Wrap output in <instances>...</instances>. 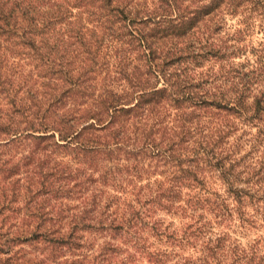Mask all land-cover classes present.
Masks as SVG:
<instances>
[{
  "label": "trees",
  "instance_id": "obj_1",
  "mask_svg": "<svg viewBox=\"0 0 264 264\" xmlns=\"http://www.w3.org/2000/svg\"><path fill=\"white\" fill-rule=\"evenodd\" d=\"M143 259L264 264V0H0V264Z\"/></svg>",
  "mask_w": 264,
  "mask_h": 264
},
{
  "label": "rangeland",
  "instance_id": "obj_2",
  "mask_svg": "<svg viewBox=\"0 0 264 264\" xmlns=\"http://www.w3.org/2000/svg\"><path fill=\"white\" fill-rule=\"evenodd\" d=\"M3 186L5 187V188H7L8 186H7V184L6 183H4L3 184ZM11 219H8L7 220V222H4V224L5 225H8V222L10 221ZM38 247H39V245H35V244H27V243H23V244H17V246H16V248H21L22 250H20V253L21 254H27V253H36V252H38ZM19 253V254H20ZM20 254V255H21ZM137 264H147V262L145 261V259H143V261L141 262V261H137Z\"/></svg>",
  "mask_w": 264,
  "mask_h": 264
}]
</instances>
